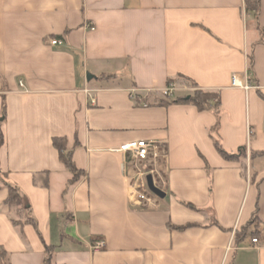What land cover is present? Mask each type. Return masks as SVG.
Instances as JSON below:
<instances>
[{
  "label": "crops",
  "instance_id": "crops-1",
  "mask_svg": "<svg viewBox=\"0 0 264 264\" xmlns=\"http://www.w3.org/2000/svg\"><path fill=\"white\" fill-rule=\"evenodd\" d=\"M248 66L260 88H234ZM173 81L217 93L219 118L131 100ZM139 141L147 162L120 151ZM0 245L10 264H264V0L258 16L245 0H0Z\"/></svg>",
  "mask_w": 264,
  "mask_h": 264
},
{
  "label": "trees",
  "instance_id": "trees-1",
  "mask_svg": "<svg viewBox=\"0 0 264 264\" xmlns=\"http://www.w3.org/2000/svg\"><path fill=\"white\" fill-rule=\"evenodd\" d=\"M245 6L248 13L253 14L254 16H258L261 8V0H245ZM192 86L194 88L193 93L190 95V99L186 97L179 98L172 101L167 100H159L157 102L158 105L161 106H168L172 104H181V103H188L196 106L200 111L205 110H212L216 113L217 117L219 118V110H220V101L219 95L215 92H210L199 88L197 84L192 82ZM155 104V103H154ZM218 128V124L214 128L216 130ZM54 147L60 153V159L62 163L65 164L67 169L73 174V183L80 179V177L84 174L81 170H79L72 157V151H69L67 148V141L63 138H55ZM217 150L219 153L228 160H240L241 158L246 157V148H241L237 155H231L226 153L219 143L216 141L215 143ZM8 188V198L5 202V205L10 209V212L22 213V212H29L30 207L24 201L23 196L19 192L18 188L15 186L7 184ZM188 207L192 209H196L194 206L187 204ZM13 224L16 227H21L24 225L22 221L12 220ZM25 223H32L36 224L33 217H28ZM253 223V221L251 222ZM192 227V225L186 226H172L170 225V229L176 231H184L188 228ZM247 234V229L243 231V235ZM0 264H10V255L9 253L0 245ZM44 264H52L50 258L48 257Z\"/></svg>",
  "mask_w": 264,
  "mask_h": 264
},
{
  "label": "built area",
  "instance_id": "built-area-1",
  "mask_svg": "<svg viewBox=\"0 0 264 264\" xmlns=\"http://www.w3.org/2000/svg\"><path fill=\"white\" fill-rule=\"evenodd\" d=\"M63 41L60 39H54L51 41L52 46L62 45ZM255 76L252 72L251 66H248V69L244 76V82H241L238 76H234L232 79V86L234 88H240L244 91H250L252 89H259L260 87L254 84ZM20 87H24L22 81L19 83ZM181 87L177 82H169L167 86L161 89H146V90H137L132 89L130 92V97L132 102L136 107L141 108H149L154 105L153 98H157L159 100H167L172 101L178 97V93L181 91ZM86 93L92 98L91 92L86 91ZM92 103L95 101L92 98ZM154 144L148 143L145 141L134 142L131 144H126L121 147L120 151L130 156L133 160L138 162H147L150 158V154L154 151ZM140 201H150V199L144 194H136L135 195ZM252 244H259V239H252ZM105 241L97 240L95 244L92 246V249L95 252L102 251L105 249Z\"/></svg>",
  "mask_w": 264,
  "mask_h": 264
},
{
  "label": "water",
  "instance_id": "water-1",
  "mask_svg": "<svg viewBox=\"0 0 264 264\" xmlns=\"http://www.w3.org/2000/svg\"><path fill=\"white\" fill-rule=\"evenodd\" d=\"M91 79H92V77H89V80H91ZM187 99H190V96L187 97ZM148 187H149L150 191L154 195H156L157 197H159V198H164L165 197V193L156 186V184L154 183L153 180H149L148 181Z\"/></svg>",
  "mask_w": 264,
  "mask_h": 264
}]
</instances>
